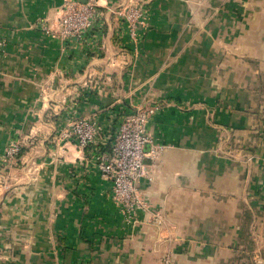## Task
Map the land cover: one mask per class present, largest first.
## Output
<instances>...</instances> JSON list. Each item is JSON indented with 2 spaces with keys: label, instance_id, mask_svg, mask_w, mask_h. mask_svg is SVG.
I'll return each instance as SVG.
<instances>
[{
  "label": "crops",
  "instance_id": "0c3cea01",
  "mask_svg": "<svg viewBox=\"0 0 264 264\" xmlns=\"http://www.w3.org/2000/svg\"><path fill=\"white\" fill-rule=\"evenodd\" d=\"M64 1L0 0V264H264V0H100L84 40L58 36ZM131 2L135 38L114 14ZM149 99L162 148L126 223L62 133L96 117L107 138Z\"/></svg>",
  "mask_w": 264,
  "mask_h": 264
},
{
  "label": "built area",
  "instance_id": "2783aa9c",
  "mask_svg": "<svg viewBox=\"0 0 264 264\" xmlns=\"http://www.w3.org/2000/svg\"><path fill=\"white\" fill-rule=\"evenodd\" d=\"M100 0H65L58 19V36L66 39H86L105 16ZM114 14L126 24L131 38L143 26L146 18L143 3L122 5ZM98 25V26H97ZM5 41L0 39V49ZM165 107V102L149 99L139 105H128L120 113L109 116V136L103 135V125L95 118H73L62 133L65 140L79 149L92 151L95 165L103 179L111 183L112 200L126 223L135 221L138 211H145L147 204L140 194V180L147 160L154 161L161 145L147 130L149 120ZM19 148L13 145L7 154L15 157ZM166 259L165 264H168ZM63 264V263H58Z\"/></svg>",
  "mask_w": 264,
  "mask_h": 264
},
{
  "label": "water",
  "instance_id": "95a60500",
  "mask_svg": "<svg viewBox=\"0 0 264 264\" xmlns=\"http://www.w3.org/2000/svg\"><path fill=\"white\" fill-rule=\"evenodd\" d=\"M80 1L84 2L85 0H80Z\"/></svg>",
  "mask_w": 264,
  "mask_h": 264
}]
</instances>
